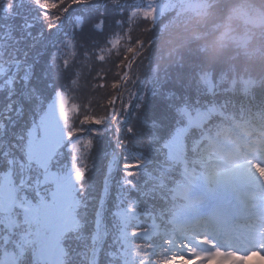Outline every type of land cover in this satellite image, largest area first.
<instances>
[{"label": "snow or ice", "instance_id": "snow-or-ice-1", "mask_svg": "<svg viewBox=\"0 0 264 264\" xmlns=\"http://www.w3.org/2000/svg\"><path fill=\"white\" fill-rule=\"evenodd\" d=\"M26 3L0 0V264H242L264 252V79L236 56L210 62L206 45L157 54L221 0ZM141 16L147 39L134 36ZM37 24L54 38L33 53ZM229 37L225 26L219 41ZM113 50L112 91L93 98L102 114L93 101L69 107L67 81L87 68L106 83L112 69L95 65ZM106 137L97 185L88 160Z\"/></svg>", "mask_w": 264, "mask_h": 264}, {"label": "trees", "instance_id": "trees-1", "mask_svg": "<svg viewBox=\"0 0 264 264\" xmlns=\"http://www.w3.org/2000/svg\"><path fill=\"white\" fill-rule=\"evenodd\" d=\"M31 2V0H27L26 3V7L28 6V4ZM53 2H56L59 4V0H53ZM131 3H139L141 6L143 7H147L150 3V0H130ZM157 3H160L161 0H156ZM221 3L223 5H225V8L222 12H217L215 10H210V16L208 17V26L211 27L213 24H217V23H221L229 14V11L233 8V7H245L243 0H221ZM76 8V6H73V9ZM73 9H70L69 11L71 12ZM131 13V9L128 10V15H130ZM56 14H59L57 9H52L49 10V15L54 16ZM195 14L190 13L189 17L194 16ZM119 18V17H117ZM143 21V17L141 16L138 20V24L139 27L136 29L134 36H139L141 39H147L149 36H151V31H149L148 33H144V29L148 28L151 30V23H144ZM17 26L20 25L22 23V20L20 19H16L14 22ZM161 23H166V20L161 21ZM162 26V25H161ZM239 31L243 32V25H241L238 28ZM40 31H44V36L43 37H39L38 33ZM119 31V30H117ZM127 31V27H125L124 32ZM32 33L33 36L37 38V43H36V48L33 49V53L40 51L43 47V45L50 39L54 38V33L50 32L45 26L37 24L33 29H32ZM121 35H123V33H121ZM154 38V37H152ZM109 39H111V37H109ZM31 43V41L26 42L24 45H22V47H27V44ZM123 44V42H122ZM108 47H110V45H108ZM159 49V48H158ZM68 55L66 58H68L71 62L73 55L75 54L76 50L75 49H68ZM240 52L239 55H234L237 57V62L241 63L243 65H245L249 72L248 74L251 75L252 78L256 79V80H262L264 79V62H259V61H253L252 59H249L248 57L252 56L253 53L251 51L245 53L242 50H239ZM106 55H109L107 53H105ZM158 55H162L163 51H159L157 53ZM111 55V59L108 60V62L106 64H102L101 62H99L98 60L96 61V69L98 70L100 67H105V68H111L112 72L109 74V77L106 78V83L105 81H100L99 79H93V77H95L96 72L92 71L91 73H89L87 68L84 69H77L76 70V74L72 75L70 80L67 81V83L70 85V88H66V94L68 95L69 98V102L70 105L72 103H84V104H88L89 101H93V105H92V110H93V114H102L100 112V109L95 106V102H94V97L96 99H99L101 103L106 102L105 101V96L106 93L112 91L110 88L111 83L113 82L114 79H116L115 77V72H116V68H115V64L118 63V59L115 55V50H113V53L110 54ZM122 58V57H121ZM76 81L75 84H72L71 81ZM81 83H87L89 85V90H86L83 93H80V98H77V92L73 91V89H79V86ZM99 83H105V88L99 92H92L90 91L91 86L94 84H99ZM169 87H171V85H169ZM164 104V100L162 97L160 96H156V97H149L148 101H147V106L145 108V111H147L149 114L155 113L157 115L160 114V110L162 109ZM111 151V147L109 144V140L108 138H104L101 141H99L97 143V145L95 146L94 151L91 154V159L88 160V166L90 169V175H91V179L93 182H95L97 185H99L102 180H103V176L106 172V157H105V153L110 152ZM125 162H130V161H125ZM133 171H135V169H132Z\"/></svg>", "mask_w": 264, "mask_h": 264}, {"label": "clouds", "instance_id": "clouds-1", "mask_svg": "<svg viewBox=\"0 0 264 264\" xmlns=\"http://www.w3.org/2000/svg\"><path fill=\"white\" fill-rule=\"evenodd\" d=\"M245 7H233L227 17L221 22L219 29L217 24L208 26V17L194 15L180 27L174 29L171 34L161 37L158 48L161 51L170 47L179 46L182 49L200 48L207 46L204 53L210 62L227 60L234 55H239V50L245 53L251 51L248 57L253 61L264 62V0H243ZM243 25V32L238 28ZM230 29V37L222 43L219 41L224 27ZM197 35L202 36L196 39Z\"/></svg>", "mask_w": 264, "mask_h": 264}, {"label": "rangeland", "instance_id": "rangeland-1", "mask_svg": "<svg viewBox=\"0 0 264 264\" xmlns=\"http://www.w3.org/2000/svg\"><path fill=\"white\" fill-rule=\"evenodd\" d=\"M138 243H141L137 241ZM226 250V249H225ZM243 252H239L238 255H243ZM212 264H220V261H213ZM242 264H264V252H259L258 255L251 256L245 261L242 262Z\"/></svg>", "mask_w": 264, "mask_h": 264}]
</instances>
